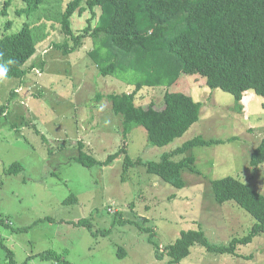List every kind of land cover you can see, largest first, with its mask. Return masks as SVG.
<instances>
[{
	"label": "rangeland",
	"instance_id": "rangeland-1",
	"mask_svg": "<svg viewBox=\"0 0 264 264\" xmlns=\"http://www.w3.org/2000/svg\"><path fill=\"white\" fill-rule=\"evenodd\" d=\"M5 1L0 0V7ZM10 2L7 17L0 16V37L15 34L27 21L15 14V8L22 7L20 0ZM88 18V12L74 15L73 30L84 29ZM7 21L12 26L6 31ZM63 40L57 27L26 64L25 69L34 68L22 80H0V106H8L0 118V264L7 263L6 250L17 264H168L166 257L156 259L149 236L163 253L182 231L200 229L214 244L246 236L255 221L232 202L217 204L211 182L232 177L264 195V164L256 169L249 165L264 138V98L245 93L243 111L238 113L232 95L209 89L199 76L182 75L170 88L143 87L136 95L137 106L161 110L164 93L179 92L202 105L199 121L163 148L149 146L143 128H135L124 142L121 119L105 96L134 83L98 74L88 57L91 39L66 56L54 48ZM12 91L16 95L10 98ZM97 94L104 97L100 103ZM197 136L223 143L189 150L186 156L196 159L199 172L183 171L186 187L180 190L143 166L124 172L123 156L89 169L74 159L81 143L99 162L121 146L134 161L157 162ZM14 163L23 171L8 175ZM70 196L76 201L65 203ZM115 213L120 214V223L113 224ZM83 219L90 221L95 236L76 226ZM119 248L126 252L124 258L118 257ZM48 251L64 252L65 263L39 256ZM190 252L178 264H264V234L239 246L233 257L215 256L199 246Z\"/></svg>",
	"mask_w": 264,
	"mask_h": 264
},
{
	"label": "trees",
	"instance_id": "trees-1",
	"mask_svg": "<svg viewBox=\"0 0 264 264\" xmlns=\"http://www.w3.org/2000/svg\"><path fill=\"white\" fill-rule=\"evenodd\" d=\"M22 7L15 8L17 16L27 21L12 35L0 37V63L11 59L7 77L0 80H22L34 67L25 69L56 28L64 35L62 43L54 44L64 56L80 49L87 38L93 41L88 57L94 62L102 77L117 76L134 83L120 93L106 95L112 113L120 117V135L126 138L135 128H143L151 147L163 148L181 138L199 121L202 105L192 97L179 92L166 91L163 108L153 105L147 108L135 103L137 93L143 88H170L182 75L199 76L211 90L219 89L234 98V109L243 111L242 100L247 92L264 98V0H20ZM10 0L0 7V16L7 17ZM100 13L97 15L96 10ZM89 13L87 26L79 32L72 28L74 15ZM50 24V30L49 25ZM12 24L7 21L4 30ZM128 76V77H127ZM130 79L127 81V79ZM129 85V84H128ZM16 94L11 92L10 98ZM104 97L96 95V102ZM6 105L0 106V118L7 114ZM264 108V106H263ZM117 132V131H116ZM44 139V138H43ZM233 140V139H230ZM229 141V140H228ZM219 140H206L197 136L174 150L161 155L157 162L144 163L128 156L120 147L99 162L84 151L81 143L75 161L85 168L108 166L123 156L122 169L143 166L150 175L175 189H183L186 183L182 172L197 174L196 159L186 156L195 147L222 144ZM177 156H184L176 161ZM264 164V138L253 150L249 165L256 169ZM23 171L19 163L12 164L8 175ZM214 201L222 205L232 202L243 209L255 223L243 238H233L227 244L211 243L200 230L182 231L172 245L160 252V245L149 236L155 257L168 259V264H178L199 246L215 256H237L239 246H247L264 234V195L248 187L238 179L225 177L211 182ZM74 196L65 203H74ZM120 223L115 213L113 224ZM2 222V221H1ZM76 226L86 227L93 236L90 221L83 219ZM138 226V225H137ZM140 228V226H138ZM147 231V230H146ZM148 232V231H147ZM5 249V248H4ZM6 250V249H5ZM7 251V263L17 264L13 253ZM118 257L126 252L119 248ZM43 260L64 262V252H44ZM22 264H26L22 263Z\"/></svg>",
	"mask_w": 264,
	"mask_h": 264
},
{
	"label": "clouds",
	"instance_id": "clouds-1",
	"mask_svg": "<svg viewBox=\"0 0 264 264\" xmlns=\"http://www.w3.org/2000/svg\"><path fill=\"white\" fill-rule=\"evenodd\" d=\"M3 56V53H0V57ZM15 63L14 60H7L4 63H0V79H4L8 74V65Z\"/></svg>",
	"mask_w": 264,
	"mask_h": 264
},
{
	"label": "crops",
	"instance_id": "crops-1",
	"mask_svg": "<svg viewBox=\"0 0 264 264\" xmlns=\"http://www.w3.org/2000/svg\"><path fill=\"white\" fill-rule=\"evenodd\" d=\"M248 93V92H247Z\"/></svg>",
	"mask_w": 264,
	"mask_h": 264
}]
</instances>
